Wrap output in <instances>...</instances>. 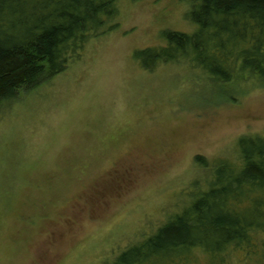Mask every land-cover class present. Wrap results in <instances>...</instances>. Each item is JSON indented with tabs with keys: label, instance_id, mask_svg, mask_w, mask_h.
Wrapping results in <instances>:
<instances>
[{
	"label": "rangeland",
	"instance_id": "374dc122",
	"mask_svg": "<svg viewBox=\"0 0 264 264\" xmlns=\"http://www.w3.org/2000/svg\"><path fill=\"white\" fill-rule=\"evenodd\" d=\"M191 4L120 0L115 31L2 104L0 264H111L180 213L195 182L204 189L197 157L235 160L240 138L264 135V81L134 60L164 31L192 33Z\"/></svg>",
	"mask_w": 264,
	"mask_h": 264
},
{
	"label": "trees",
	"instance_id": "16d2710c",
	"mask_svg": "<svg viewBox=\"0 0 264 264\" xmlns=\"http://www.w3.org/2000/svg\"><path fill=\"white\" fill-rule=\"evenodd\" d=\"M119 1L0 0V108L115 31ZM187 19L192 33L164 31L161 45L134 53L143 71L187 63L220 83L264 81V0H192ZM235 155L197 157L209 170L204 189L195 182L180 213L111 264H228L231 252L264 260V135L240 138Z\"/></svg>",
	"mask_w": 264,
	"mask_h": 264
}]
</instances>
